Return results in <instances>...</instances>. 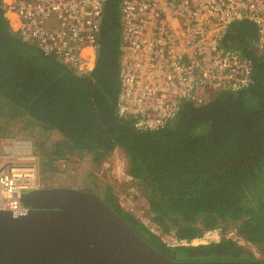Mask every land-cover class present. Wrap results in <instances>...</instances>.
<instances>
[{
	"label": "trees",
	"instance_id": "1",
	"mask_svg": "<svg viewBox=\"0 0 264 264\" xmlns=\"http://www.w3.org/2000/svg\"><path fill=\"white\" fill-rule=\"evenodd\" d=\"M119 1L105 4L93 68L76 74L17 37L0 0V136L33 137L36 127L59 133L60 142L40 153L46 180L60 171L59 159L90 154L95 162L120 147L155 228L123 207L110 184L101 196L147 243L175 260L253 259L225 230L232 224L245 241L264 245V58L254 55L248 87L212 92L202 103L187 101L165 126L136 129L116 112ZM255 33L251 22L234 21L228 45L246 48ZM21 117L30 132H4ZM214 228L221 236L207 243L172 246L161 237L173 232L190 242Z\"/></svg>",
	"mask_w": 264,
	"mask_h": 264
},
{
	"label": "built area",
	"instance_id": "2",
	"mask_svg": "<svg viewBox=\"0 0 264 264\" xmlns=\"http://www.w3.org/2000/svg\"><path fill=\"white\" fill-rule=\"evenodd\" d=\"M106 2L2 0V7L17 37L82 74L94 66ZM8 14L15 16V25ZM240 20L255 27L246 48L228 45L229 28ZM117 23L116 112L139 130L165 126L187 101L202 103L212 92L248 87L254 55L264 58V0H120ZM39 170L29 139L0 142L1 210L28 209L22 191L48 187ZM125 200L127 208L120 204L133 213V200ZM220 231L207 230L197 239L217 240ZM161 237L172 246L195 241L178 239L173 232Z\"/></svg>",
	"mask_w": 264,
	"mask_h": 264
},
{
	"label": "water",
	"instance_id": "3",
	"mask_svg": "<svg viewBox=\"0 0 264 264\" xmlns=\"http://www.w3.org/2000/svg\"><path fill=\"white\" fill-rule=\"evenodd\" d=\"M21 200L26 211L0 209V264H264V258L171 259L92 189H26Z\"/></svg>",
	"mask_w": 264,
	"mask_h": 264
},
{
	"label": "rangeland",
	"instance_id": "4",
	"mask_svg": "<svg viewBox=\"0 0 264 264\" xmlns=\"http://www.w3.org/2000/svg\"><path fill=\"white\" fill-rule=\"evenodd\" d=\"M5 110L7 111L8 107L5 106ZM0 112H2V109H0ZM3 119L5 120L6 117H3ZM17 123L18 124L10 127L7 126L4 132L11 135L13 134L12 131L17 129L22 131V134H27L31 131L30 123H28L24 117L18 118ZM34 133L33 137L20 135L0 136V142L4 141L6 138L29 139L32 143L34 153L39 158V164H41V151L47 148V146L59 143L61 135L55 131H44L40 127L34 128ZM62 153L61 151V154ZM91 158L90 154H76L71 156L68 160L64 158L57 160L56 165L60 171L55 174L54 180L44 179L46 185L71 186L83 189L88 188L93 189L95 192H99V194L103 196L106 184L108 183L112 187V192L118 196L119 202L124 203V206H126L129 204L126 203L127 201L125 199L133 200V213L152 228H155V223L149 218L150 214L146 198L141 193L134 179L126 172L128 159L125 152L120 147H116L111 153L99 161L93 162ZM41 173L42 172L39 174L43 176ZM49 174L50 171L47 170L45 175L48 176ZM127 207L128 206H126V208ZM217 233H219V237L214 241H218L221 236V231ZM225 235L237 239L255 258L261 256V244H253L242 239L236 234L232 224L227 225ZM200 240L201 239H195L193 244L202 243Z\"/></svg>",
	"mask_w": 264,
	"mask_h": 264
},
{
	"label": "flooded vegetation",
	"instance_id": "5",
	"mask_svg": "<svg viewBox=\"0 0 264 264\" xmlns=\"http://www.w3.org/2000/svg\"><path fill=\"white\" fill-rule=\"evenodd\" d=\"M263 258H264V245L261 244V256L260 257H256V259H263ZM253 259H255V257Z\"/></svg>",
	"mask_w": 264,
	"mask_h": 264
},
{
	"label": "crops",
	"instance_id": "6",
	"mask_svg": "<svg viewBox=\"0 0 264 264\" xmlns=\"http://www.w3.org/2000/svg\"><path fill=\"white\" fill-rule=\"evenodd\" d=\"M8 16L11 18L12 25H15L16 23V18L13 14H8ZM197 239V238H196Z\"/></svg>",
	"mask_w": 264,
	"mask_h": 264
},
{
	"label": "bare ground",
	"instance_id": "7",
	"mask_svg": "<svg viewBox=\"0 0 264 264\" xmlns=\"http://www.w3.org/2000/svg\"><path fill=\"white\" fill-rule=\"evenodd\" d=\"M101 36V35H100ZM196 239V238H195ZM195 239H193V240H195Z\"/></svg>",
	"mask_w": 264,
	"mask_h": 264
}]
</instances>
